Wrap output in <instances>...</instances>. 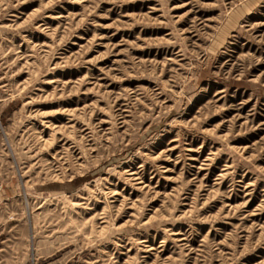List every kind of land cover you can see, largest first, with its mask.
<instances>
[{
    "label": "rangeland",
    "instance_id": "obj_1",
    "mask_svg": "<svg viewBox=\"0 0 264 264\" xmlns=\"http://www.w3.org/2000/svg\"><path fill=\"white\" fill-rule=\"evenodd\" d=\"M0 264H264V0H0Z\"/></svg>",
    "mask_w": 264,
    "mask_h": 264
}]
</instances>
